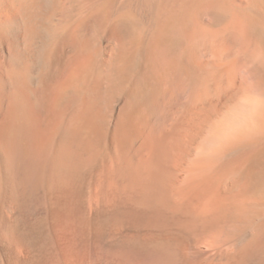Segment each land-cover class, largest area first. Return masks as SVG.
I'll use <instances>...</instances> for the list:
<instances>
[{"label":"bare ground","instance_id":"1","mask_svg":"<svg viewBox=\"0 0 264 264\" xmlns=\"http://www.w3.org/2000/svg\"><path fill=\"white\" fill-rule=\"evenodd\" d=\"M0 264H264V0H0Z\"/></svg>","mask_w":264,"mask_h":264}]
</instances>
